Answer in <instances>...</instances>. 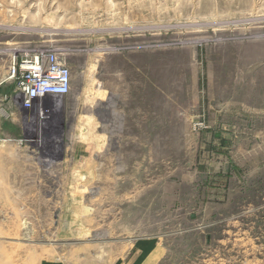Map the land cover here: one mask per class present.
<instances>
[{
  "label": "rangeland",
  "instance_id": "rangeland-1",
  "mask_svg": "<svg viewBox=\"0 0 264 264\" xmlns=\"http://www.w3.org/2000/svg\"><path fill=\"white\" fill-rule=\"evenodd\" d=\"M44 51L72 84L0 117V264H264V0H0V105Z\"/></svg>",
  "mask_w": 264,
  "mask_h": 264
},
{
  "label": "built area",
  "instance_id": "built-area-1",
  "mask_svg": "<svg viewBox=\"0 0 264 264\" xmlns=\"http://www.w3.org/2000/svg\"><path fill=\"white\" fill-rule=\"evenodd\" d=\"M1 83L13 87V92L1 100L2 104L7 102V105L4 104L5 112L0 113V117H3L17 110L32 113L35 112L36 103L48 98L62 99L68 96L72 79L63 56L57 52L44 51L14 55ZM26 122L32 123L29 114L23 119V123Z\"/></svg>",
  "mask_w": 264,
  "mask_h": 264
},
{
  "label": "bare ground",
  "instance_id": "bare-ground-1",
  "mask_svg": "<svg viewBox=\"0 0 264 264\" xmlns=\"http://www.w3.org/2000/svg\"><path fill=\"white\" fill-rule=\"evenodd\" d=\"M3 112H5V111H3V110H0V113H2V114H3Z\"/></svg>",
  "mask_w": 264,
  "mask_h": 264
}]
</instances>
